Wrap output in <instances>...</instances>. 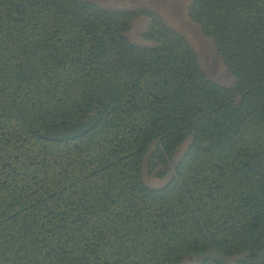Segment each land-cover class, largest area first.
Masks as SVG:
<instances>
[{"label":"trees","instance_id":"trees-1","mask_svg":"<svg viewBox=\"0 0 264 264\" xmlns=\"http://www.w3.org/2000/svg\"><path fill=\"white\" fill-rule=\"evenodd\" d=\"M187 16L229 86L151 8L0 0V264H264V0Z\"/></svg>","mask_w":264,"mask_h":264},{"label":"rangeland","instance_id":"rangeland-1","mask_svg":"<svg viewBox=\"0 0 264 264\" xmlns=\"http://www.w3.org/2000/svg\"><path fill=\"white\" fill-rule=\"evenodd\" d=\"M101 7L110 9H134L136 7H148L156 11L162 19L175 31L181 33L193 48L199 66L203 73L212 81L221 86H229L232 78L220 61L216 58L213 44L204 38L196 24L191 22L187 16L189 0H88ZM147 21L139 18L132 22L131 30L128 35L130 41L139 43V34L145 29ZM185 142L177 151L174 162L183 154L186 148ZM146 160L142 166V181L151 188L163 186L169 179L157 178L149 175L146 171ZM200 259L191 258L182 264H199Z\"/></svg>","mask_w":264,"mask_h":264}]
</instances>
